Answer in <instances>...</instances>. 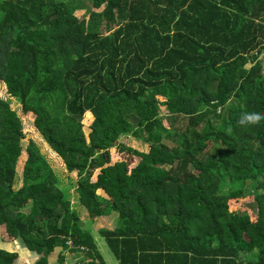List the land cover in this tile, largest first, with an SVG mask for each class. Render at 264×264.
Here are the masks:
<instances>
[{"label":"trees","instance_id":"trees-1","mask_svg":"<svg viewBox=\"0 0 264 264\" xmlns=\"http://www.w3.org/2000/svg\"><path fill=\"white\" fill-rule=\"evenodd\" d=\"M0 81V227L34 264H105L101 217L118 264H264V121L239 123L264 113V0H0Z\"/></svg>","mask_w":264,"mask_h":264},{"label":"rangeland","instance_id":"rangeland-1","mask_svg":"<svg viewBox=\"0 0 264 264\" xmlns=\"http://www.w3.org/2000/svg\"><path fill=\"white\" fill-rule=\"evenodd\" d=\"M6 87H4V85H2L1 81H0V97L3 98H8V95H6V91L5 90ZM11 100L10 103V107L13 108L14 110H16L19 119L21 120V124H22V128H23V134L25 137V140H32L33 142H35L40 148H41V153L45 154L46 158L50 161L52 167L54 168V170L56 172H58L60 174V178H63L61 182L63 184V186H71L73 188L76 187V180H77V175L76 173H73L70 178H68V173L65 170V167L62 163V161L60 159L57 158V156L50 150L47 148V146L43 143V141L40 139L39 135L35 132V129L32 126V118H30V114H27V116H24V114L21 112L20 106H18L17 104L13 103V100ZM160 113H163V109H161ZM88 123V122H87ZM83 127L84 129H86L87 124L83 121ZM124 143L133 146V148L139 152H146L148 150L147 146L144 145L143 143L139 142L136 144H131V139H124L123 140ZM215 146L211 145L209 147V152L212 154L214 152ZM111 154V160L112 162L121 160L123 158L127 159V156H124L120 153H118L115 150H111L110 151ZM130 158V157H129ZM130 166H133L137 161V159L135 158H130ZM133 161V162H132ZM17 179H15L16 181ZM245 187L248 188L249 186H247V184H245ZM74 197L71 196V201H74ZM232 206H234L232 204ZM83 221V220H82ZM85 225L83 224V227ZM97 240H99V247H100V252L102 253V256L104 257V259L108 262V264H118V262L115 260V258L113 257L112 253L110 252L109 248L107 247V245L105 244V241L97 236ZM242 260L247 261V257H242Z\"/></svg>","mask_w":264,"mask_h":264},{"label":"crops","instance_id":"crops-1","mask_svg":"<svg viewBox=\"0 0 264 264\" xmlns=\"http://www.w3.org/2000/svg\"><path fill=\"white\" fill-rule=\"evenodd\" d=\"M5 87V86H4ZM6 90V88H5ZM81 219H83L85 221L86 219V214L85 212H83V214L81 215ZM83 221V223H84ZM93 225L89 226L86 225V223H84L85 227L87 228V230L89 229L93 240L95 242L97 251H99L102 260L105 264H108V262L104 259V257L102 256V253L100 252V247H99V240H97V229H100L102 227H107L109 229H112L114 227V220L111 221V223H107V218L106 217H101V218H97L94 219L92 221ZM100 237V236H99ZM8 237L6 236V234L4 233V227H0V248L4 249L6 251H10V252H14L17 254V259L14 261L13 264H34L37 260H38V256L34 253V252H30L28 251L24 244L22 243V241L20 239H16V240H12V241H7ZM69 242H71L70 240H68ZM67 241V242H68ZM68 248H72L69 247V245H67ZM83 247L84 250H80V248ZM77 253L70 256L69 254L65 255V260L64 263L67 262H71V263H80V264H87L85 263V258H84V254L88 251V249L84 246H79ZM60 252V249H56L55 252H53L47 259V264H58L57 262V257L58 254ZM83 260V261H81ZM73 261V262H72ZM81 261V262H80ZM97 262V264H101V262L97 259H94L93 262L91 264H94V262Z\"/></svg>","mask_w":264,"mask_h":264},{"label":"clouds","instance_id":"clouds-1","mask_svg":"<svg viewBox=\"0 0 264 264\" xmlns=\"http://www.w3.org/2000/svg\"><path fill=\"white\" fill-rule=\"evenodd\" d=\"M264 121V113L261 112H246L242 114L239 123L243 125H255Z\"/></svg>","mask_w":264,"mask_h":264},{"label":"built area","instance_id":"built-area-1","mask_svg":"<svg viewBox=\"0 0 264 264\" xmlns=\"http://www.w3.org/2000/svg\"><path fill=\"white\" fill-rule=\"evenodd\" d=\"M67 245H69V247H72V243H71V242H69V241L67 242ZM80 250H84V248H83V247H81V248H80ZM65 264H74V263L67 262V263H65ZM75 264H76V263H75ZM77 264H80V263H77ZM94 264H97V262L95 261V262H94Z\"/></svg>","mask_w":264,"mask_h":264}]
</instances>
